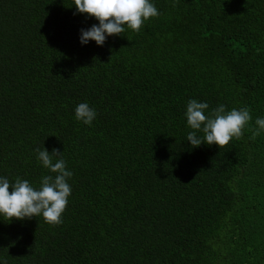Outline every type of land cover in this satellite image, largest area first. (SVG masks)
I'll list each match as a JSON object with an SVG mask.
<instances>
[{
    "label": "trees",
    "instance_id": "obj_1",
    "mask_svg": "<svg viewBox=\"0 0 264 264\" xmlns=\"http://www.w3.org/2000/svg\"><path fill=\"white\" fill-rule=\"evenodd\" d=\"M152 2L98 46L74 0H0V175L38 187L37 148L73 172L62 223L0 217L6 264H264V0ZM189 99L252 120L193 147Z\"/></svg>",
    "mask_w": 264,
    "mask_h": 264
},
{
    "label": "clouds",
    "instance_id": "obj_2",
    "mask_svg": "<svg viewBox=\"0 0 264 264\" xmlns=\"http://www.w3.org/2000/svg\"><path fill=\"white\" fill-rule=\"evenodd\" d=\"M72 5L76 13L87 14L98 21L80 29L78 40L81 45L94 41L102 46L107 37L119 36L126 28L139 32L145 21L159 15L152 0H74ZM208 108L205 101L189 99L187 102L184 115L192 131L187 133L185 140L193 147L201 143L223 147L233 138L239 139L244 127L252 120L247 107L226 110V106L220 104L206 114ZM96 117V110L87 102L78 103L74 109V118L84 125L91 126ZM255 124L254 135H260L264 132V117H257ZM199 131L204 133L203 138L197 135ZM35 158L49 173L41 177L38 187L27 179L17 177L13 182L0 175V217L11 222L39 216L45 223L58 225L62 223V214L72 192L68 181L73 172L68 169L61 151L56 149L49 152L37 148ZM0 264L6 262L0 260Z\"/></svg>",
    "mask_w": 264,
    "mask_h": 264
}]
</instances>
